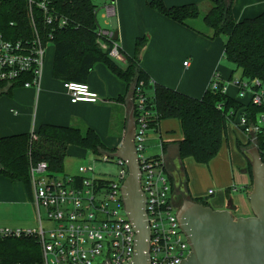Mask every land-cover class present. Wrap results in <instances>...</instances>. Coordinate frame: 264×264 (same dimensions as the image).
Here are the masks:
<instances>
[{"label":"trees","instance_id":"16d2710c","mask_svg":"<svg viewBox=\"0 0 264 264\" xmlns=\"http://www.w3.org/2000/svg\"><path fill=\"white\" fill-rule=\"evenodd\" d=\"M45 1L46 12L39 3ZM234 0H209L202 14V5L185 3L168 6L164 0H149L148 5L165 17L190 25V21L203 16L208 28L204 33L210 38L227 36L224 57L235 69L242 72L241 82H246L251 94L258 93L264 86V12L254 17L236 20L233 13ZM62 20L66 22L61 23ZM195 29V28H194ZM100 23L98 5L94 0H0V33L7 39L27 40L38 35L42 42L53 44V77L60 81L87 82L98 63L104 64L112 74L125 83L123 94L114 98L118 102L137 107V100L145 95L151 116L149 130L159 132L160 123L167 119L180 122L182 138L175 141L181 168L166 166L174 184L177 204L184 198L210 205L204 197H193L189 187V173L184 160L193 158L200 164H209L220 153L229 134V125L238 126L245 116L249 123H257L264 113L263 102H249L223 91L225 82L213 79L201 97H194L152 79L143 67L141 54L148 43L147 36L136 39L132 55L123 53L126 65H121L104 50L99 43ZM234 72V71H233ZM29 77L0 84V93L11 95L15 87H23ZM240 91L243 90L239 87ZM136 114V111H135ZM257 143L251 139L237 141V146L248 160V173L252 187V167L248 149L257 146L264 160V125L257 133ZM77 146L97 154L112 153L99 133L90 126L59 125L43 123L33 132L2 135L0 132V175L13 182H22L32 196L31 166L46 162L54 173L65 171V160L70 147ZM167 142H162L163 152ZM160 155L151 157L158 158ZM178 174L176 176L175 174ZM230 196V189L225 190ZM0 259L4 264H33L41 259V247L36 237H0Z\"/></svg>","mask_w":264,"mask_h":264},{"label":"built area","instance_id":"2783aa9c","mask_svg":"<svg viewBox=\"0 0 264 264\" xmlns=\"http://www.w3.org/2000/svg\"><path fill=\"white\" fill-rule=\"evenodd\" d=\"M32 5L33 0H30ZM46 12L47 3H39ZM107 15L115 13L107 6ZM66 21L62 20L64 24ZM99 43L110 56L123 60L120 48L114 39L115 33L99 30ZM49 43L45 44L36 35L33 39L11 40L0 33V84L29 77L24 87H40ZM189 62H184L188 65ZM213 78V86L217 87ZM65 89L71 102H98L100 96L87 82L65 81ZM244 91H251L246 82H237ZM1 90V89H0ZM226 91V86L223 88ZM264 86L253 94V102L261 104ZM145 95L137 100L135 109L136 146L141 166V184L146 195V210L151 227V263L179 264L192 250L189 239L180 226L174 184L163 153L158 158L145 155L148 109ZM264 125V113L257 123H249L245 116L238 127L256 144L257 133ZM120 166L114 178L97 175L92 165L81 166L80 172L61 176L51 172L46 162L31 166L32 201L37 209L39 229L0 227V237L34 236L41 247V259L33 264H127L134 259V239L137 231L125 208L123 184L129 175L125 161L109 153L102 155L105 162L113 161ZM215 190H209L214 194ZM42 208L45 209L50 227L42 224ZM0 264H4L0 259ZM23 264V263H19Z\"/></svg>","mask_w":264,"mask_h":264},{"label":"crops","instance_id":"0c3cea01","mask_svg":"<svg viewBox=\"0 0 264 264\" xmlns=\"http://www.w3.org/2000/svg\"><path fill=\"white\" fill-rule=\"evenodd\" d=\"M148 1L107 0L103 3L101 18L104 21V25H106L103 29L114 33L118 32L116 42L122 54L132 55L135 51L136 39L141 36H147L148 43L142 51L141 60L143 67L149 72L154 81L194 97H201L212 79L217 76L225 82L228 94L239 97L245 103L250 101L251 92L246 90L242 95L237 84L241 80L242 74L240 77H236L237 69L224 57L227 36L221 35L216 38H210L201 33L208 32L203 18L202 20L200 18L201 16L191 20L190 25H184L152 9L148 5ZM164 1L168 6L191 2L203 3L206 9L209 0ZM107 6H113L115 9L113 15H107ZM263 12L264 0H234L233 13L238 21L254 17ZM113 17H117L116 20L112 19ZM119 61H121V63L119 62L121 65H126L124 56L123 60ZM186 61L189 62L187 66L184 65ZM52 72L53 66L51 69L47 68L46 71H43L40 87H15L11 95L3 94L9 97L11 115H9L10 120L7 117L5 119L0 118L1 134L9 135L29 132L31 124L32 132L43 123L90 126L99 133L107 146L117 149L123 142L127 122H118V125H116V120L113 119L114 113L118 112L123 119L128 120L132 107V99L130 100V105L114 99L125 92V83L112 74L104 64L98 63L91 72L87 83L92 90L99 94L100 100L98 102L73 103L64 87V82L54 78ZM2 91L4 89H1L0 93ZM33 104H35V107H33ZM33 114L34 119L33 123H31L30 120ZM156 134L160 138L158 151L148 156L161 155L163 153L166 166L177 169L176 160L179 158L175 141L182 138L180 122L177 119L163 120L160 123V130ZM238 140L246 142L248 137L237 125H229L228 138L219 153V155L227 153V156L224 157L223 154L220 157L218 155L210 162L211 164L217 163L216 166H219L220 170H223V166L226 164L228 176L232 173L236 177V168L241 170L244 165L248 166L247 158L237 146ZM163 141L167 142L165 152L162 149ZM234 152H236L235 155ZM224 160L229 161V164ZM230 165L233 166L232 170L229 167ZM247 174L249 175L248 172ZM248 175L247 177L244 176L245 178L233 180V182L228 180L229 177H227V183H222L224 193L213 197L214 205L209 203L210 206L214 209H224L232 205L235 207L233 214L236 217L245 216L240 213L241 209L233 192L242 190L247 195L249 194L248 185L250 179ZM228 188L230 189L229 198L225 193ZM211 189L215 190V194L216 186L209 188L208 193ZM5 198L7 199L6 202L20 205L21 209H28L31 204L34 205L32 196H30L24 183L13 182L0 175V202H5L1 201ZM17 209L20 211L19 207Z\"/></svg>","mask_w":264,"mask_h":264},{"label":"water","instance_id":"95a60500","mask_svg":"<svg viewBox=\"0 0 264 264\" xmlns=\"http://www.w3.org/2000/svg\"><path fill=\"white\" fill-rule=\"evenodd\" d=\"M114 39H118V32ZM135 139V105L132 103L123 142L109 154L120 157L129 169L122 191L127 214L137 235L134 239V259L127 264H152L151 227ZM247 152L252 167L253 181L249 194L252 215L236 217L232 205L214 209L184 198L177 218L192 250L179 264H264V160L257 146L250 147Z\"/></svg>","mask_w":264,"mask_h":264},{"label":"rangeland","instance_id":"374dc122","mask_svg":"<svg viewBox=\"0 0 264 264\" xmlns=\"http://www.w3.org/2000/svg\"><path fill=\"white\" fill-rule=\"evenodd\" d=\"M107 0H94V2L98 5V20L100 23V27L103 29L104 21L101 18V10H103V3ZM201 4V3H200ZM202 14L205 11L204 4L202 3ZM105 9V8H104ZM117 17H113L112 19L116 20ZM201 20L203 16L201 15ZM203 22V21H201ZM225 36V35H224ZM54 45L51 43L48 46L47 54L45 58V65L44 68L46 71L47 68L51 69L53 66L54 61ZM122 53V52H121ZM123 55V54H122ZM124 56V55H123ZM118 62L121 63L118 59L115 58ZM242 74L240 69L236 70V77H240ZM7 95L0 97V118L5 119L6 117L8 120H10L9 115L10 114V108H9V102H8ZM23 104V102H21ZM26 105V104H25ZM35 104H33V107ZM8 113V114H7ZM14 115V113H12ZM15 116V115H14ZM13 116V117H14ZM116 121L115 124L118 125V122H127V119H123L121 115H119L118 112L114 113L113 116ZM34 114L31 116L30 122L33 123ZM83 129L86 128V126H81ZM32 124L29 129V132H32ZM160 138L157 136V134L153 130L147 131V140H146V150L145 155L152 154L156 151H158ZM225 152V150H224ZM111 153V152H110ZM236 152H234L235 155ZM242 153V152H241ZM224 153L219 155L220 157L223 156ZM239 154V153H238ZM227 156V153L224 154V157ZM221 161V160H220ZM225 161V160H224ZM116 158H113V161L111 162H105L102 160V154L94 153L93 151L83 149L81 147L72 146V148L69 149L68 156L65 160V171L62 173H59L61 176L64 175H73L80 172L81 166H88L92 165L94 167L95 173L98 175H104L108 178H114L119 170L120 166L116 163ZM219 162V161H218ZM227 164H229V161H225ZM181 162L180 160H176L177 169L181 168ZM217 163H209V164H200L196 162L193 158H187L184 160V165L189 173V187L190 192L193 197H204L208 200V202L211 205H214L212 198L217 197L219 194L224 193V188L222 183H227L228 180L233 182V180L236 181L242 178L247 177V173L245 172V169L247 168V165H244L241 170H238L236 167L235 175L236 177L231 173L229 176L227 175L226 170V164L223 170H220L219 166H216ZM228 166V165H227ZM231 170L233 169V166H229ZM242 171H244L242 173ZM231 172V171H230ZM242 173V174H241ZM176 176H178L177 173H175ZM249 179H250V175ZM227 177L228 180H227ZM226 180V182H224ZM251 182V181H250ZM221 183V184H220ZM215 184V185H214ZM239 185V184H234ZM216 186V193L215 194H209L208 189L214 188ZM240 187V186H239ZM242 187V186H241ZM252 190V187L249 190V194ZM207 194V195H206ZM233 194L236 196L237 203L239 205L240 213L249 216L252 215V210L250 206L249 201V194L245 193L242 190H235ZM211 195V196H210ZM0 202V227H11V228H23V229H39L40 228V222L38 218L37 209L34 207V205L31 204L28 209H21L20 205H15L10 202H6L7 199H3ZM20 208L19 209L17 208ZM238 214V213H236ZM42 224L45 227H50L51 223L47 219L46 211L44 208H42Z\"/></svg>","mask_w":264,"mask_h":264}]
</instances>
